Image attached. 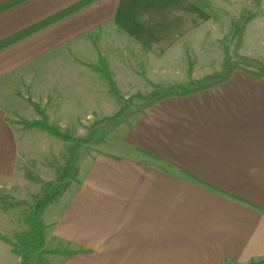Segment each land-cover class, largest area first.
<instances>
[{"label":"crops","instance_id":"crops-1","mask_svg":"<svg viewBox=\"0 0 264 264\" xmlns=\"http://www.w3.org/2000/svg\"><path fill=\"white\" fill-rule=\"evenodd\" d=\"M81 1L24 0L0 10V43ZM200 1L220 10L227 3ZM262 5L243 38L250 57L264 58L263 25L254 26ZM211 21L194 0H94L1 49L0 190L32 164L39 181L55 178L44 164L64 141L16 125L20 117L39 118L23 113L31 101L54 104L41 105L52 123L56 113L103 117L105 95L113 96L93 68L99 58L117 77L118 55L141 49L150 66L166 70L186 42L204 38ZM169 80L173 86L188 77ZM119 127L116 151L102 141L83 148L81 160L77 149L72 165L86 164L82 177L44 208L46 264L264 259V78L238 70L210 89L156 101ZM3 221L0 212V264H23Z\"/></svg>","mask_w":264,"mask_h":264},{"label":"rangeland","instance_id":"rangeland-1","mask_svg":"<svg viewBox=\"0 0 264 264\" xmlns=\"http://www.w3.org/2000/svg\"><path fill=\"white\" fill-rule=\"evenodd\" d=\"M224 3L225 10L215 9L220 14L218 20L212 21L208 26L207 32L204 38L200 40H189L187 45L184 46V54L178 55L177 59L170 61L165 66L167 69H161L159 66H150L147 60V56L143 50L133 51L125 48L118 55V62L116 75L111 70L113 78L119 88L120 95L111 93L110 86L107 81V77L103 76L105 94H112L111 99L104 98V115L103 117H96L90 119H67L62 116H58V113L53 114L52 121L61 126L62 130L69 134L71 140L65 142L64 146H56L57 154L49 155L48 160L44 164L45 167L51 166L55 170V178L50 182H42L37 179L35 174L37 168L31 166L32 171L19 173L15 182L8 188L0 190V212L4 215L3 228H7V235L16 243V235L22 232H26L29 229L28 218L31 214V207L34 204L33 196L42 192L43 189L52 188L57 183H61L64 187L77 183L82 177L86 164H80V159L77 161V165H67L69 158L68 146L81 145V151L78 153L81 160L85 155L83 148L91 146V144L100 145L102 141L108 140L107 146L109 151H116L119 145V136L122 134V128L119 127V123L122 121L128 122L133 113L141 112L144 108L153 101V98H147L149 95L158 93L160 95L171 92L180 91L178 87L180 85L168 86L171 82L169 79H184L186 84L190 81L188 70H192V77L195 79H202L206 75L222 72L223 63L225 60V48H229L232 58L236 61V53L244 54V35L248 30L249 24L257 17L261 16L263 12V0H226ZM227 10V11H226ZM254 15L247 23L246 30H244L242 36V43L239 39L238 27L244 26V22ZM234 24V25H233ZM261 24L264 32V15L259 22H254V26ZM232 25L234 27H232ZM238 26V27H237ZM236 27V28H235ZM259 41V40H258ZM240 43V44H239ZM264 41H261V45ZM250 45L252 49H255V41H251ZM259 52V51H258ZM245 55V54H244ZM264 61L263 57H256ZM104 60V66H109L108 61L101 57L97 60L93 66L104 68L102 61ZM177 68L175 69V67ZM108 68V69H109ZM163 82L165 85H163ZM45 107H52L53 103H41ZM44 108V107H43ZM25 115L28 117H37L36 109L33 106H29L26 110L23 109ZM119 117L114 120H105L107 115H114L120 111ZM57 115V116H56ZM40 118V116H39ZM38 118V119H39ZM28 121L25 117H20L16 120V125H21L19 121ZM126 124V123H125ZM120 130H119V128ZM49 135V134H48ZM54 141L61 142L58 138L49 135ZM80 139V140H79ZM85 141V142H84ZM88 143V144H87ZM87 144V145H86ZM53 145H50V147ZM67 150V152H66ZM78 152V151H77ZM73 164V160L71 162ZM66 168V169H65ZM70 168V169H69ZM66 170L69 172L68 177H64ZM36 175V176H35ZM62 178V181L59 180ZM47 237V235H46ZM45 249V247H43ZM46 251V250H45ZM57 251V250H55ZM47 253V251H46ZM45 253V254H46ZM44 254V259H45ZM37 253L32 255L31 263L37 264ZM45 264H46V260Z\"/></svg>","mask_w":264,"mask_h":264},{"label":"trees","instance_id":"trees-1","mask_svg":"<svg viewBox=\"0 0 264 264\" xmlns=\"http://www.w3.org/2000/svg\"><path fill=\"white\" fill-rule=\"evenodd\" d=\"M24 0H14L11 1L4 6L0 7V10H5L8 7H11L13 5H16L17 3H20ZM94 0H83L79 2L78 4L71 6L56 15L48 18L47 20H43L42 22L34 25L27 30L19 33L18 35L12 36L8 38L7 40L3 41L0 43V50L3 49L4 47H7L14 42L22 39L28 34L33 33L34 31L40 29L41 27H44L46 25H49L55 20L57 21L58 19L68 15L69 13L73 12L74 10L78 9L81 6H84L90 2H93ZM206 13H208L214 21L218 20L220 17L218 12L210 7L209 5H206L200 0H194ZM252 18H254V15L248 18L244 22V26L238 27L239 31V41L242 43V36L244 33V30H246L247 23L250 21ZM234 25V24H233ZM232 25V27H234ZM236 28V27H235ZM239 43V44H240ZM104 60L102 61L101 64H103L104 68L98 69V67H94L98 73L101 75H105L107 77V81L110 86V91L113 94L120 95L119 88L117 87V84L115 82V79L113 78V75L111 73V70L107 68V66H104ZM243 71L245 73L251 74L253 76L259 77V78H264V61H262L259 58L256 57H250L248 55H244L241 53H236V61L232 58L231 53L229 51V48H225V60L223 63V69L222 72L219 73H213L210 75H206L202 79H195L191 78L192 77V70H188V75L190 78V81L186 84H180L178 87L180 88V91H171L165 94H158L154 93L152 95H149L147 98H153V101H151L147 106H151L154 104L156 101H160L161 99L168 97V96H173V95H187L191 94L194 92L205 90V89H210L212 87H215L217 85L223 84L226 81H228L231 77H233V74L236 71ZM33 107L37 110L38 114L40 115L39 119L35 120H28V121H22V124L26 128H33L38 127L45 129L49 131L51 134H53L56 137L61 138L62 140L69 142L71 140V137L69 134L65 133L61 126L52 123L47 111L45 108H43L40 104L31 101ZM146 106V107H147ZM145 107V108H146ZM121 110L118 111L116 114H114L112 117H105V120H114L115 118L119 117ZM142 112V111H141ZM141 112L133 113L131 117L140 114ZM127 123L126 121H122L119 123V125H123ZM80 140V139H79ZM85 142V141H84ZM82 144V143H80ZM73 145L70 144L68 146V151H69V158L67 165L72 167V160L74 159L75 152L77 149L81 147V145ZM66 169V168H65ZM70 169V168H69ZM69 172L66 170V173L64 174V177H68ZM60 181H62V178H59ZM64 188V186L59 182L56 185H54L52 188H46L43 189L42 192L36 194L33 196V202L34 204L31 207V214L28 218V224H29V229L26 232H22L20 234L16 235V243H13L14 245V251L18 254H20L23 257V264H32L31 263V257L35 253H37V264H45V259H44V254L46 253L45 249V243H46V226L42 223L40 216L44 210V208L47 206V204ZM251 264H264V259L260 261H253Z\"/></svg>","mask_w":264,"mask_h":264}]
</instances>
